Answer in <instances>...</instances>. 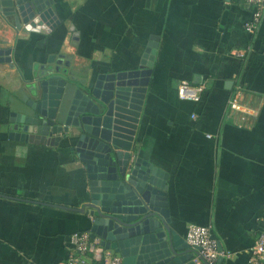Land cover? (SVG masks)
<instances>
[{
  "label": "crops",
  "instance_id": "1",
  "mask_svg": "<svg viewBox=\"0 0 264 264\" xmlns=\"http://www.w3.org/2000/svg\"><path fill=\"white\" fill-rule=\"evenodd\" d=\"M50 6L35 28L0 11V50L11 57L0 60V264H60L69 234L90 233L88 214L71 208L90 193L75 140L29 141L11 130L15 113L38 98L32 87L49 65L82 90L100 74L137 68L152 35L133 156L163 172L170 229L185 240L189 223L208 224L228 252L211 263L245 264L264 230V15L250 33L252 7L241 0ZM180 79L205 83L197 102L177 96ZM234 95L242 110L229 107Z\"/></svg>",
  "mask_w": 264,
  "mask_h": 264
},
{
  "label": "water",
  "instance_id": "2",
  "mask_svg": "<svg viewBox=\"0 0 264 264\" xmlns=\"http://www.w3.org/2000/svg\"><path fill=\"white\" fill-rule=\"evenodd\" d=\"M51 2L0 0V11L13 15L17 26L35 28L53 15ZM157 43L152 35L137 68L100 74L85 90L65 76L66 70L49 65L32 87L38 98L15 113L11 130L29 141L75 140L90 193L81 207L71 208L88 214L90 235L118 253L121 264H212L169 228L163 172L133 156ZM0 53L7 54L0 60L11 59L9 49Z\"/></svg>",
  "mask_w": 264,
  "mask_h": 264
},
{
  "label": "built area",
  "instance_id": "3",
  "mask_svg": "<svg viewBox=\"0 0 264 264\" xmlns=\"http://www.w3.org/2000/svg\"><path fill=\"white\" fill-rule=\"evenodd\" d=\"M241 1L252 7L251 17L243 25L246 31L254 33L264 15V0ZM204 89V82L194 84L187 79H180L177 83V96L180 99L197 102ZM229 107L242 110V103L234 95L229 99ZM194 115L195 113H192V116ZM185 240L191 247L198 249V255L209 262L214 261L219 255L228 254V252L217 248L208 224L189 223ZM67 242L70 251L60 264H121L122 262L118 253L100 243L99 236H91L86 230L72 232L69 234ZM249 252L245 264H264V230L258 234ZM195 261H199L198 256L195 257Z\"/></svg>",
  "mask_w": 264,
  "mask_h": 264
}]
</instances>
